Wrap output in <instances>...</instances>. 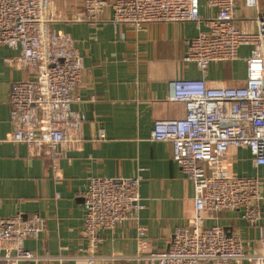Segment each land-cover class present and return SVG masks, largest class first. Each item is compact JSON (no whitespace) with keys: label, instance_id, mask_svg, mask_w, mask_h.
<instances>
[{"label":"crops","instance_id":"obj_1","mask_svg":"<svg viewBox=\"0 0 264 264\" xmlns=\"http://www.w3.org/2000/svg\"><path fill=\"white\" fill-rule=\"evenodd\" d=\"M101 1H105L103 6ZM114 1L72 0L66 2L71 11H57L56 1H48V9L57 16L48 29L70 34L84 60L82 80L75 91L78 100L73 105L86 117L84 142L80 151L61 160L56 172L46 159L30 157L26 144L8 139L12 85L33 76L8 61L19 56L17 49L0 46V221L17 214L46 219L40 236L25 242L26 249L44 258L21 264H57L59 260L66 264H151L138 259L142 240L145 250L164 251L176 229L189 225L194 214V184L173 160L171 142L151 137L155 121L187 114L184 103L167 99L170 81L204 78L228 87L246 83L252 46H241L236 59L213 62L203 73L196 63L183 60L191 40L200 30H207L203 22L150 23L139 29L115 25ZM72 10L79 11L82 19H75ZM200 13L204 20L216 11L201 0ZM258 17H264V0H259L258 8L237 0L234 20L241 30L257 32ZM99 130L104 131V139L96 138ZM225 165L232 174L260 179V227H250L240 211L230 210L205 223L241 237L248 253H264V166L255 167L247 149H231ZM137 174L142 176L144 205L139 218L101 232L92 250L84 235L89 179Z\"/></svg>","mask_w":264,"mask_h":264},{"label":"built area","instance_id":"obj_2","mask_svg":"<svg viewBox=\"0 0 264 264\" xmlns=\"http://www.w3.org/2000/svg\"><path fill=\"white\" fill-rule=\"evenodd\" d=\"M48 1L0 0V46L17 49L19 56L8 61L33 76L12 85L8 139L26 144L30 157L46 159L56 172L61 160L80 151L84 142L86 117L73 108L84 60L70 34L48 29L56 20ZM206 2L216 14L204 20L201 0H115L112 4L115 25L139 29L150 23L203 22L207 30L191 40L183 57L203 73L213 62L236 59L241 46L253 47L243 86L228 87L204 78L170 81L167 99L184 103L187 114L155 121L151 137L171 142L173 160L194 184V214L189 225L176 229L166 250L147 251L142 240L138 259L151 264H264V253H248L241 237L205 223L230 210L240 211L250 227H260V179L230 173L225 161L231 149H247L254 166H264V17L257 18V32L241 30L234 20L237 0ZM245 5L258 8L259 0H245ZM74 17L82 19L78 11ZM96 138L104 139V131L99 130ZM141 182V174L89 179L84 235L92 250L101 232L139 218L144 209ZM45 227L46 219L40 216L17 214L2 219L0 264L40 262L44 257L26 249L25 242L38 238ZM144 235L141 229L140 236ZM261 245L264 249V234ZM57 264L66 263L59 260Z\"/></svg>","mask_w":264,"mask_h":264},{"label":"rangeland","instance_id":"obj_3","mask_svg":"<svg viewBox=\"0 0 264 264\" xmlns=\"http://www.w3.org/2000/svg\"><path fill=\"white\" fill-rule=\"evenodd\" d=\"M54 1H56L55 6H56L57 11H71V9H69L70 7L67 6L68 4H66V2H71L72 0H54ZM101 3H105V1H101ZM72 12H73V10H72ZM78 13H79V11H78ZM72 14L74 15V12ZM55 18H57V16Z\"/></svg>","mask_w":264,"mask_h":264}]
</instances>
